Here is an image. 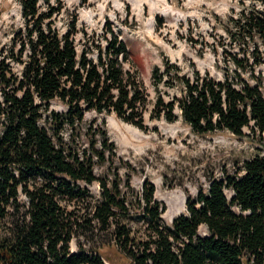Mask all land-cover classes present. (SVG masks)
Segmentation results:
<instances>
[{"label":"trees","instance_id":"16d2710c","mask_svg":"<svg viewBox=\"0 0 264 264\" xmlns=\"http://www.w3.org/2000/svg\"><path fill=\"white\" fill-rule=\"evenodd\" d=\"M17 1L23 25L0 47V220L18 205L20 193L26 199L22 220L0 237V264H115L96 249L69 250L77 220L61 200L85 195L80 182L99 187L86 221L106 230L129 264H264V154L245 160L239 174L210 179L168 226L154 188L144 182L135 197L141 211L134 225L119 181L107 178L115 152L103 120L85 119L87 112L112 114L145 127L146 93L120 31L106 20L100 34L88 35L76 16L60 30V0ZM255 1L224 20L227 44L236 46L230 54L234 75L181 72L165 59L152 69L153 84L180 93L169 100L158 95L151 117H180L200 135H240L250 126L264 141V92L253 73L263 61L264 0ZM11 62L20 64L19 72ZM54 99L65 109H49Z\"/></svg>","mask_w":264,"mask_h":264},{"label":"rangeland","instance_id":"374dc122","mask_svg":"<svg viewBox=\"0 0 264 264\" xmlns=\"http://www.w3.org/2000/svg\"><path fill=\"white\" fill-rule=\"evenodd\" d=\"M254 1L60 0L62 13L55 18L57 28L65 29L69 17L76 16L78 26L88 35H98L104 22L109 20L120 31L130 58L139 71L147 98L144 128L124 122L112 114H85L87 121L96 119L101 123L103 120L109 141L114 144V168L108 171L107 178L115 177L119 181L129 202L134 225V219L141 211L135 197L144 182L154 188L153 199L160 207L161 222L168 226L177 215L185 212L187 199L205 189L210 179L224 174H239L245 160L264 154L263 137L250 126L243 127L240 135L227 130L200 135L193 132L180 117L167 122L150 116L158 95L169 100L180 93L178 87L162 84L156 87L153 84L152 69L162 66L165 59L178 65L181 72L190 73L195 68L201 74L207 72L217 79L224 74L234 75L235 65L230 54L236 52V46L227 44L224 20L241 4L248 5ZM22 25L18 1L0 0V47L7 46ZM81 33L76 35L77 42ZM260 56L263 61L253 73L260 79L264 92V54ZM11 65L13 71L19 72L20 64L11 62ZM240 74L249 83H255L256 79L249 72ZM49 109L61 111L65 105L54 99ZM175 112L179 110L176 108ZM67 133L64 131V134ZM96 170L102 172L103 167L99 166ZM79 184L88 189L85 195L61 200L65 210L77 220L69 250L96 249L115 264H129L115 250L109 233L100 230L93 221H86L91 216L94 200L98 198L97 183ZM225 193L229 196L230 191L225 190ZM25 199L20 193L18 205L10 208L0 220V237L8 235L14 224L22 220ZM133 229L136 230V227ZM198 232L205 234V227L200 226ZM104 263L109 264L105 259Z\"/></svg>","mask_w":264,"mask_h":264}]
</instances>
